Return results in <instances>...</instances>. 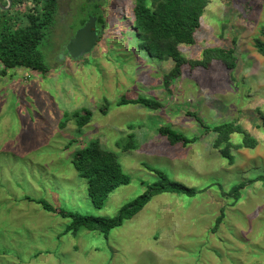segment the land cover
<instances>
[{"label": "rangeland", "instance_id": "374dc122", "mask_svg": "<svg viewBox=\"0 0 264 264\" xmlns=\"http://www.w3.org/2000/svg\"><path fill=\"white\" fill-rule=\"evenodd\" d=\"M100 2L105 28L90 53L63 57L88 3L61 0L60 20L40 46L50 71L5 74L0 66V264H264V181L251 183L238 201L225 199L220 189L264 174V54L255 45L256 38L264 40V0H210L194 43L180 44V52L200 60L206 48L235 47L237 66L228 69L221 60L208 67L185 64L171 91L163 76L175 62L141 49L135 0ZM72 11L78 12L70 17ZM138 96L155 98L162 107L118 104ZM85 109L93 114L79 127L74 112ZM193 112L211 125L234 121L240 127L228 141L233 159L222 153L227 142L215 145L216 132L203 134ZM162 125L204 136L171 144L159 131ZM245 135L256 146L244 145ZM92 140L115 151L131 178L102 208L72 162ZM148 165L197 194H157L108 234L67 230L72 218L27 198L114 216L157 179ZM222 208L224 220L213 230Z\"/></svg>", "mask_w": 264, "mask_h": 264}, {"label": "trees", "instance_id": "16d2710c", "mask_svg": "<svg viewBox=\"0 0 264 264\" xmlns=\"http://www.w3.org/2000/svg\"><path fill=\"white\" fill-rule=\"evenodd\" d=\"M8 5V0H2ZM24 9L18 5L24 4ZM210 0H135L133 7V26L140 36V47L151 56L166 60L173 59L174 67L163 76L166 90H172L174 82L179 79L185 64L192 67L201 65L208 67L213 60H221L228 69L237 66L235 47H210L204 50L203 58L200 60L187 59L179 49L182 43H194L195 33L201 25V18ZM89 5L94 7L95 12L100 15V21L104 17L100 12L101 2ZM18 6V7H17ZM61 0H12V7L3 10L0 8V66L2 73L7 74L10 69L27 68L39 73H48V65L45 55L41 49V43L60 20ZM87 19H81V26ZM24 20L23 22H21ZM261 36L264 37V25L261 27ZM102 38V36H101ZM258 51L264 54V40L255 39ZM142 104L149 109H158L162 103L155 99L144 96L136 98L123 97L118 104ZM104 111V109L102 108ZM84 113L75 111L76 123L79 127L85 126L92 117V111L85 109ZM196 117L204 128L203 134L216 132L215 145L220 146L223 142L227 145L221 148L224 156L233 159L229 151V137L234 131H241L234 121L211 125L206 123L196 112L191 113ZM64 123V122H63ZM63 125V124H62ZM159 131L171 144L194 143L204 136L196 134L188 136L171 125H162ZM72 141V140H71ZM129 141L127 148L133 147ZM257 140L249 135L244 136V145L254 147ZM75 168L80 175L87 179L88 192L96 207L102 208L109 194L122 184L129 183L131 178L124 171L117 153L104 148L98 140H92L87 145L79 147L72 159ZM148 168L157 174V179L149 183L146 189L133 200L124 204L114 216H98L94 214H82L71 210L54 207L44 199H36L27 195V198L36 201L48 211H57L59 214L72 218L71 225L67 230H76L85 227L90 230H98L108 234L113 228L121 225L126 219L134 217L146 204L157 194L164 192L186 194L194 196L198 190L189 187L179 181L173 180L162 169L149 166ZM255 180L264 181V174L254 179L240 181L234 184L228 191L220 188L225 199L238 201L243 191ZM225 217L224 208L217 217L213 230H217Z\"/></svg>", "mask_w": 264, "mask_h": 264}, {"label": "water", "instance_id": "95a60500", "mask_svg": "<svg viewBox=\"0 0 264 264\" xmlns=\"http://www.w3.org/2000/svg\"><path fill=\"white\" fill-rule=\"evenodd\" d=\"M11 5L12 0H8V5L0 2V8L3 10L9 9ZM96 21V16H90L84 25L76 30L65 45L64 49L72 59H78L94 49L98 39Z\"/></svg>", "mask_w": 264, "mask_h": 264}, {"label": "flooded vegetation", "instance_id": "af4514ba", "mask_svg": "<svg viewBox=\"0 0 264 264\" xmlns=\"http://www.w3.org/2000/svg\"><path fill=\"white\" fill-rule=\"evenodd\" d=\"M88 1H90V0H87V3H88ZM0 2H2L3 3V1L2 0H0ZM91 2L92 3H95V2H100V0H95V1H93V0H91ZM12 7V5L9 7V8H11ZM100 12L102 13V15H103V12H102V7L100 6ZM2 9V8H1ZM77 12L78 11H72V12H70V17H72V16H74L75 14H77ZM79 14V13H78ZM85 16H87V19L84 21V23L89 19V17L90 16H96L97 17V21H96V26H97V33H98V39H97V41L101 38V36H103V33H104V28H105V20H104V22L102 23L101 21H100V15L99 14H97V12H95V10H94V7L92 6V5H89V3L86 5H82V7H81V10H80V14H79V16H78V18H79V24H80V22H81V19H83ZM104 17V16H103ZM84 23L81 25V26H79L78 28H80V27H82L83 25H84ZM78 28H76L75 30H73V32H72V34L74 35V33L76 32V30L78 29ZM97 41H96V43H97ZM61 54V53H60ZM64 56H68V54H67V52L66 51H64L63 52V57ZM68 57H70V56H68ZM71 58V57H70ZM72 59V58H71Z\"/></svg>", "mask_w": 264, "mask_h": 264}]
</instances>
